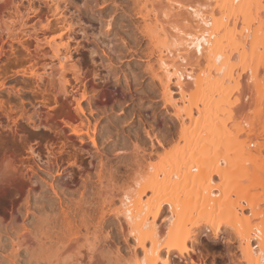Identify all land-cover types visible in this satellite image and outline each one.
Returning <instances> with one entry per match:
<instances>
[{
	"label": "bare ground",
	"instance_id": "bare-ground-1",
	"mask_svg": "<svg viewBox=\"0 0 264 264\" xmlns=\"http://www.w3.org/2000/svg\"><path fill=\"white\" fill-rule=\"evenodd\" d=\"M26 1L28 5L0 0V60L7 51L20 53L8 59L6 68L17 66V75L35 79L25 80L28 85L22 89L0 81V92L9 88L7 95H0V215L12 217L37 193L35 184L42 185L44 174H56L55 179L68 177L65 189L81 179L86 185L96 157L87 143L97 145L85 122L84 108L87 88L97 87L93 79H81L78 73L80 59L74 54L80 52L81 44H72L70 18L54 0H42L41 8H34L33 0ZM137 1L142 5V30L157 53L158 67H152V72L162 85L165 104L174 108L172 114L182 126L172 149L158 140L166 149L165 156L158 153L159 164H149L146 170L142 162L136 168L128 164L117 187L111 185L115 178L101 176L99 193L108 209H103L99 224L112 216L119 221L122 234L117 235L135 242L130 246L131 264H205L202 253L197 257L190 254L194 250L190 242L200 241L204 227L212 239L222 240L232 257L236 255L232 246L237 245L241 253L238 264H264V123L261 130L256 123L259 119H249L260 114V120L264 119V66L260 65V60L264 63V0ZM5 17L11 21H4ZM34 63L43 70L27 68ZM184 63L201 70L194 73ZM69 71L75 74V84L66 77ZM244 79L253 95L245 97L247 102L244 98L233 103L229 85L235 81L239 87ZM26 93L32 97H25ZM255 93L259 94L256 100ZM97 94L104 103L115 96L106 86ZM254 106V114L245 116ZM236 113L248 119L239 117L233 127L229 124ZM249 179L260 184L263 192L253 193L250 186H242ZM217 202L227 206L219 214L212 210ZM167 205L169 214L163 216ZM72 235L64 244L65 253L89 240L81 230ZM34 242L26 233L16 246L31 249ZM100 249L91 252L93 262L81 260L79 255L75 264H106L100 261Z\"/></svg>",
	"mask_w": 264,
	"mask_h": 264
},
{
	"label": "rangeland",
	"instance_id": "rangeland-1",
	"mask_svg": "<svg viewBox=\"0 0 264 264\" xmlns=\"http://www.w3.org/2000/svg\"><path fill=\"white\" fill-rule=\"evenodd\" d=\"M20 1H23L24 5L29 4L26 0H16L18 3ZM46 1L49 3L50 0ZM54 1L52 0L53 3L60 4L59 10L64 11L66 17L70 18L71 30L75 38L72 44L76 45L77 42L81 44L80 52L74 54L75 59H80L77 63L78 73L80 77L82 76L81 79H86L84 77L93 79L97 87L94 89L87 88L88 100L84 102L86 116L88 117L85 118V122L90 125V134L97 141L96 146H93L91 142L87 143L96 156L92 158L94 167L88 169L86 185H84V179H81L79 184L70 189H65V186H63L69 180L68 177L63 175L55 179L56 174H44L41 180L42 185L35 184L37 193L28 198V203L24 204L17 216L12 217L10 214H1L0 261L1 264H58V262L59 264H75L77 259L81 258V260L85 259L88 262L89 259L90 261V255L97 248L103 247L98 253L102 259L101 262L104 261L106 264H131L132 258L130 255H132V251L130 246H133L135 242L133 239L129 242L124 240L123 235H121L122 232H120L119 221L112 216L110 220L108 218L103 221V225L99 224L102 220L101 213L103 209H108L104 207L105 204H102L100 197L99 191L102 187L100 178L103 175H106L103 177L112 176V178H115V183L113 182L111 185L117 187L121 184V175L124 174L125 166L128 164H134V168H136L138 162H142L147 165L144 167L145 170L148 169L149 164H159L161 162L160 155L166 150L158 145L159 141H163L165 147H174V144L178 142V132L182 124L173 116L174 108L165 104L162 85L152 72V67H158L157 53L154 52L149 38L142 30L143 23L139 16L142 5L137 0ZM53 3L50 2V4ZM43 4L42 0H33L34 8H41ZM37 20L35 18L33 21L37 24V22L39 23ZM4 21L9 22L11 20L9 17H5ZM6 34V32L4 34L2 32L3 37H7ZM15 46L19 45L15 43ZM16 55L20 56V53L15 54L7 51L6 54L2 55L0 73L3 76H0V81L6 80L9 87L22 89L21 87L28 85L25 80L35 81V79L17 75L14 71L17 66L6 68L8 59H13ZM237 55L240 58L241 55ZM259 58L260 56L257 58L258 61ZM260 61V65L264 66L262 60ZM185 64L183 66L186 67L185 69H191L189 64ZM27 66L28 69L39 68L40 71L43 70V66H37L36 63L30 67ZM201 66L205 69L202 71L206 72L205 64L202 63ZM196 69L191 70L196 73ZM198 70H201V68H198ZM6 72L8 74L4 75ZM94 73L96 76H94ZM73 74L72 71L66 72V77L72 81V84H75L73 78L75 74ZM199 74L204 75L207 72L204 74L200 72ZM263 74L264 69L262 70V76ZM11 78L13 79L9 81ZM244 81L245 79L242 81L245 84L241 82L239 87H235L238 85L237 82H230L232 85L234 84V86L229 85L231 89L230 100H233V103H236L237 100L243 101L250 93L249 98L253 95L252 92H249L248 86L246 88L247 84ZM105 86L113 91L115 96L114 99H109L104 103L98 99L97 93L100 88ZM172 88L177 90V87L173 84ZM7 89L9 90V88ZM7 89L2 90L0 95H7ZM258 95L255 93L254 100L259 97ZM24 96L32 97L29 93ZM174 96L177 99L181 98L180 94H174ZM16 97L17 101H20V97ZM248 99L244 102H247ZM254 108L255 106L250 110L248 109L247 114H243L252 116L251 113L254 114L255 112ZM236 114L238 115V113ZM236 114L233 115L236 118L232 117L234 119L231 123L230 115L227 116L229 125L233 126L234 122L237 124L240 122L241 117L244 119L241 121L248 119V116L243 115L244 117H240L239 114L237 117ZM261 117L260 114V116L249 119L254 121L259 119L256 122L257 127L259 126L258 129L261 128L262 130L261 123H264L262 122L264 119H261V121ZM243 125L249 126L247 122H244ZM86 139L88 140L87 136ZM164 154L162 155L165 156ZM57 180L60 181V186ZM218 181L219 178L216 177V182ZM247 181L241 182L243 183L242 186L246 185L248 189L253 188H250L253 193L263 192L260 184L258 185L257 182H252L250 179ZM50 184L55 186L59 195L54 193ZM85 192H87L86 196L84 195ZM184 197L183 195V199ZM231 197L232 199H239L238 195H232ZM220 204L221 202L212 204L214 205L212 206L213 213L219 214L227 207L225 203ZM118 206L119 200L116 203V207ZM168 209L169 206L167 205L163 216L169 214ZM246 212H249V210H246ZM65 215L68 217L66 218ZM98 227L102 228L98 229ZM77 230H81L82 235H89V240L85 243L82 242V244H85L84 247L80 244L81 246L72 249V252L65 253L64 244L67 242L66 240L70 236H72L70 238H73L72 233ZM206 231V227L201 228L200 241L190 242V246L194 249L190 251V254L197 257L202 253L205 264H238L236 259L241 257V253L238 251L237 245L232 246V250L236 252V255L232 257L222 246V240L212 239V233H206ZM26 233L30 234V238L32 237L35 244L31 249L28 246H22L18 249L16 243L19 237ZM119 233H121L120 236H118ZM81 247L82 250H80L84 252L82 255L78 253V249ZM139 251L141 252V250ZM85 261H83L84 264H87ZM90 262H93V260Z\"/></svg>",
	"mask_w": 264,
	"mask_h": 264
},
{
	"label": "flooded vegetation",
	"instance_id": "flooded-vegetation-1",
	"mask_svg": "<svg viewBox=\"0 0 264 264\" xmlns=\"http://www.w3.org/2000/svg\"><path fill=\"white\" fill-rule=\"evenodd\" d=\"M11 70H12V69H11ZM12 79H13V78L9 79V81L12 80Z\"/></svg>",
	"mask_w": 264,
	"mask_h": 264
}]
</instances>
